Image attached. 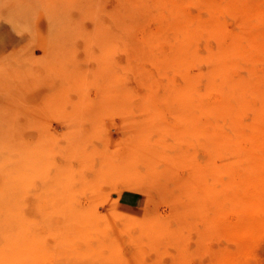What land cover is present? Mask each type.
<instances>
[{
    "label": "rangeland",
    "instance_id": "374dc122",
    "mask_svg": "<svg viewBox=\"0 0 264 264\" xmlns=\"http://www.w3.org/2000/svg\"><path fill=\"white\" fill-rule=\"evenodd\" d=\"M124 3L0 0V264H264V227L241 241L225 228L240 220L225 199L238 151L214 150L212 117L182 113L199 65L148 36L168 7L123 34ZM225 17L215 49L245 33Z\"/></svg>",
    "mask_w": 264,
    "mask_h": 264
},
{
    "label": "bare ground",
    "instance_id": "6f19581e",
    "mask_svg": "<svg viewBox=\"0 0 264 264\" xmlns=\"http://www.w3.org/2000/svg\"><path fill=\"white\" fill-rule=\"evenodd\" d=\"M129 1L123 0L124 5L121 10L118 9L116 23L120 33H133L138 25V10L148 12L167 6L170 15L158 18V31H152L148 36L167 38V44L177 60L199 65V73L195 77H185L181 87L184 104L194 103L195 106H187L182 113H185V118L187 114L212 117L213 120L209 121L212 129L221 126L222 130L219 136L211 135L210 142L215 149L210 144L211 148L221 151L222 147L230 146L233 151H238L232 152L235 155L230 158V166H227L232 194L227 197L229 193H226L225 199L230 201V209L236 211L240 220L226 223L225 228L236 240L250 239L264 227V72L261 76L260 72L257 73L260 70L259 61H264V0H132L133 4ZM191 5L201 7L206 17L193 14L189 8ZM131 6H134L133 9ZM236 10L246 35L243 33L244 36L232 37L229 44L219 43L216 49L213 48L211 38L218 40L226 34L224 16ZM249 15L252 16L251 20L247 19ZM202 45L206 51L204 56L199 52ZM204 65L206 72L202 68ZM237 67L248 70L237 77L233 73ZM210 96L215 98L211 100ZM248 111L254 116L252 120L249 119L250 123L249 120L244 123ZM190 115L187 119H191ZM208 118L204 119L207 121ZM220 121L229 131H224ZM214 150L213 153L216 152ZM214 190L210 186L208 196L215 200L216 211H220L225 199L220 191Z\"/></svg>",
    "mask_w": 264,
    "mask_h": 264
}]
</instances>
